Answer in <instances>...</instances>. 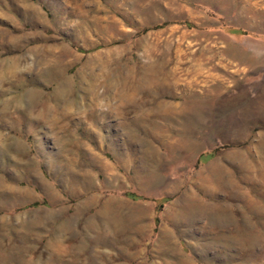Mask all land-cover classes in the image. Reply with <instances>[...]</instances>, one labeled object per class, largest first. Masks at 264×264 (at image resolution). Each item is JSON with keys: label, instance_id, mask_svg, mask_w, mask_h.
<instances>
[{"label": "rangeland", "instance_id": "374dc122", "mask_svg": "<svg viewBox=\"0 0 264 264\" xmlns=\"http://www.w3.org/2000/svg\"><path fill=\"white\" fill-rule=\"evenodd\" d=\"M0 264H264V0H0Z\"/></svg>", "mask_w": 264, "mask_h": 264}, {"label": "trees", "instance_id": "16d2710c", "mask_svg": "<svg viewBox=\"0 0 264 264\" xmlns=\"http://www.w3.org/2000/svg\"><path fill=\"white\" fill-rule=\"evenodd\" d=\"M190 26V25H189Z\"/></svg>", "mask_w": 264, "mask_h": 264}]
</instances>
